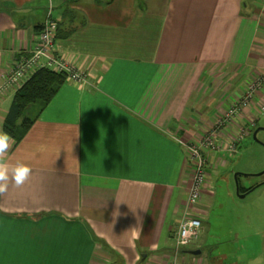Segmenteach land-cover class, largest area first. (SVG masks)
Wrapping results in <instances>:
<instances>
[{
  "label": "crops",
  "instance_id": "crops-1",
  "mask_svg": "<svg viewBox=\"0 0 264 264\" xmlns=\"http://www.w3.org/2000/svg\"><path fill=\"white\" fill-rule=\"evenodd\" d=\"M48 19L54 50L87 77L66 79L9 152L10 168L32 174L0 196V264H207L209 178L264 107V83L238 101L264 74V0H0V85ZM19 88L0 92V129ZM230 106L234 123L217 126ZM211 130L205 184L188 206L186 145ZM188 215L199 236L175 251Z\"/></svg>",
  "mask_w": 264,
  "mask_h": 264
},
{
  "label": "rangeland",
  "instance_id": "rangeland-1",
  "mask_svg": "<svg viewBox=\"0 0 264 264\" xmlns=\"http://www.w3.org/2000/svg\"><path fill=\"white\" fill-rule=\"evenodd\" d=\"M236 75L230 71L220 87L229 86L228 82L234 85ZM263 83L264 74L250 81L238 99L239 103L247 105L254 101L255 91L261 89ZM223 101L226 106V98ZM257 112L256 135L253 136L248 128L242 129L243 135L241 130L238 131L239 136L227 145L229 148L238 138L240 142L245 135L240 145H235L236 153L229 158L227 166L220 164L216 168L217 174L211 173L209 178L212 186L208 189L210 202L204 215V231L198 238L207 264H264V107L258 108ZM233 118L219 124L231 126ZM203 158L206 165L204 153ZM238 184L251 189L238 194Z\"/></svg>",
  "mask_w": 264,
  "mask_h": 264
},
{
  "label": "built area",
  "instance_id": "built-area-1",
  "mask_svg": "<svg viewBox=\"0 0 264 264\" xmlns=\"http://www.w3.org/2000/svg\"><path fill=\"white\" fill-rule=\"evenodd\" d=\"M57 31V23L53 19H48L38 33L37 43L29 52L27 57H21L6 73L3 84L0 85V92L10 86L20 87L27 78L39 68H49L56 72H66V79L70 82L82 83L86 80L87 74L83 69H78L70 59L64 58L54 50V40ZM245 103V102H244ZM236 106H230L224 113L223 118L217 122H227L235 114ZM244 130H241L243 135ZM240 133V134H241ZM213 130L201 140L198 145L187 144V150L192 164L191 182L188 187L186 204L194 205L199 200L202 186L205 178V162L202 153V147H210L213 143ZM212 136V137H211ZM239 136V135H238ZM237 136V137H238ZM240 140V138H238ZM229 146L230 150L235 149V144ZM201 220L197 217L188 215L178 223L175 235L174 246L180 249L189 242L196 240L199 236Z\"/></svg>",
  "mask_w": 264,
  "mask_h": 264
},
{
  "label": "trees",
  "instance_id": "trees-1",
  "mask_svg": "<svg viewBox=\"0 0 264 264\" xmlns=\"http://www.w3.org/2000/svg\"><path fill=\"white\" fill-rule=\"evenodd\" d=\"M65 81L64 72L39 68L16 90L2 124V130L14 137L15 144L23 139L39 112ZM255 129L256 126L251 131ZM250 189L238 185L239 193H247Z\"/></svg>",
  "mask_w": 264,
  "mask_h": 264
},
{
  "label": "clouds",
  "instance_id": "clouds-1",
  "mask_svg": "<svg viewBox=\"0 0 264 264\" xmlns=\"http://www.w3.org/2000/svg\"><path fill=\"white\" fill-rule=\"evenodd\" d=\"M14 144V137L0 129V196L7 193L10 183L22 187L32 174L31 166L25 163L9 167L8 155Z\"/></svg>",
  "mask_w": 264,
  "mask_h": 264
},
{
  "label": "water",
  "instance_id": "water-1",
  "mask_svg": "<svg viewBox=\"0 0 264 264\" xmlns=\"http://www.w3.org/2000/svg\"><path fill=\"white\" fill-rule=\"evenodd\" d=\"M257 131H258V128H256V129L253 131V136L256 135V132H257ZM236 191H237V187H236ZM242 195H244V194H242ZM242 195H241V196H242ZM191 253H192V254H199V253H200V250H198V249H197V250H192Z\"/></svg>",
  "mask_w": 264,
  "mask_h": 264
},
{
  "label": "bare ground",
  "instance_id": "bare-ground-1",
  "mask_svg": "<svg viewBox=\"0 0 264 264\" xmlns=\"http://www.w3.org/2000/svg\"><path fill=\"white\" fill-rule=\"evenodd\" d=\"M28 55H26L25 57H27ZM74 66H76L75 64H74ZM77 67V66H76ZM78 69H80L79 67H77ZM65 74H66V72H64ZM234 142H236V143H234L235 145L239 142L238 140H236V141H234ZM188 160L190 161L191 160V158H190V155L188 154ZM239 185V184H238ZM237 193L239 194V192H238V188H237Z\"/></svg>",
  "mask_w": 264,
  "mask_h": 264
},
{
  "label": "flooded vegetation",
  "instance_id": "flooded-vegetation-1",
  "mask_svg": "<svg viewBox=\"0 0 264 264\" xmlns=\"http://www.w3.org/2000/svg\"><path fill=\"white\" fill-rule=\"evenodd\" d=\"M256 127H257V125H256Z\"/></svg>",
  "mask_w": 264,
  "mask_h": 264
}]
</instances>
